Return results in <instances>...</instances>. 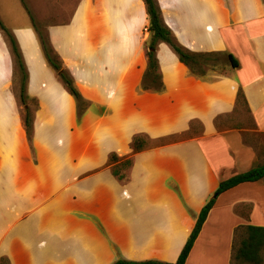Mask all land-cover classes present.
<instances>
[{"label":"crops","instance_id":"1","mask_svg":"<svg viewBox=\"0 0 264 264\" xmlns=\"http://www.w3.org/2000/svg\"><path fill=\"white\" fill-rule=\"evenodd\" d=\"M162 2L168 9L167 25L186 46L194 45L193 52L231 54L239 66L199 77L160 44L163 92L143 91L142 71L132 101L118 94L105 102L107 114L75 133L78 145L69 141L50 149L51 162L36 150L38 162L21 168L10 165L9 170L24 174L19 187L13 178L3 183L11 198L5 194V205L11 206L18 196L26 209L18 221L0 230V261L113 264L125 259L174 264L220 183L264 164V146L248 144L243 130L219 131L215 125L219 116L235 113L242 88L255 120L253 132L264 136V0ZM180 13L189 20L191 42L178 25ZM164 49L173 61L165 62ZM141 50L136 44L135 57ZM107 71L104 68L102 80L112 75ZM4 104L9 106L8 101ZM3 116V132L10 141L11 111ZM194 121L203 126L198 137L133 153L134 136L146 134L155 140L180 134L188 132ZM112 153L134 160L124 181L108 165ZM167 153H174V158ZM245 226L264 227V179L217 199L187 264H193L194 257L200 264L207 260L232 264L237 232Z\"/></svg>","mask_w":264,"mask_h":264},{"label":"rangeland","instance_id":"2","mask_svg":"<svg viewBox=\"0 0 264 264\" xmlns=\"http://www.w3.org/2000/svg\"><path fill=\"white\" fill-rule=\"evenodd\" d=\"M157 2L167 25V5L162 0ZM32 18L40 30L47 33L52 47L74 77L84 98L92 103L91 109L82 119L77 118L75 99L44 58ZM178 20L186 41L194 40L189 20L181 13ZM0 21L17 37L30 75L28 94L35 99V102L29 101L33 118L32 136L29 138L24 124L25 108L18 97L16 64L10 43L0 26V230L4 232L11 222L19 220L20 213L26 209V204H22L18 196L16 200H11V206L5 205V194L7 199L11 198L10 191L7 192L3 183L13 178L19 187V178L23 173L20 169L9 170V166L16 164L21 168L30 162H38L36 150L48 157L50 149L61 148L69 141L78 145L75 133L77 135L94 123L96 118L105 116L107 109L104 103L113 101L118 94L130 103L135 84L142 80L141 73L147 69L146 42L149 33L144 0H0ZM170 29L179 44L193 52L191 47L194 45L186 46L183 37L179 38ZM136 44L142 50L135 57ZM161 49L159 45L157 52ZM219 54L220 60L210 62V67L215 65L219 73H226L228 66H231L228 54ZM162 56L166 63L174 60L167 49L163 50ZM135 66L139 67V73ZM104 68L112 72L108 80L100 78V75H105ZM207 70L209 72L212 69ZM102 81L109 84L100 85ZM6 100L9 106L4 104ZM5 109L8 113L11 111L13 117L12 131L7 135L11 136L10 141L5 138L6 132H3ZM233 124L242 126L248 144L257 149L264 146V136L253 132V123L244 107L234 114ZM198 131L201 133L195 137L203 133L201 128ZM159 139L150 144L151 148L159 147ZM167 155L174 158V153ZM46 161L51 162V156ZM193 264H200L195 257ZM202 264L217 263L207 260ZM218 264L224 263L218 260Z\"/></svg>","mask_w":264,"mask_h":264},{"label":"trees","instance_id":"3","mask_svg":"<svg viewBox=\"0 0 264 264\" xmlns=\"http://www.w3.org/2000/svg\"><path fill=\"white\" fill-rule=\"evenodd\" d=\"M24 2V0H21ZM147 11V23L149 39L146 42V56H147V69L142 79V90L145 92L161 93L165 90V84L163 81V74L161 71L160 61L157 55V48L160 44H166L173 53L177 56L179 61L184 64L189 70L199 77L206 76L209 68L216 70L215 65L210 67V62L219 61V53H195L191 52L182 45L179 44L173 31L165 24L162 17L161 8L158 5L157 0H144ZM32 25L37 34L42 53L48 64V66L56 73L59 80L63 84L68 93L75 99L77 108V118L82 119L83 116L92 107V103L86 100L79 90L76 81L68 68L64 66L63 60L59 54L52 47L51 41L46 32L41 31L39 25L32 18ZM0 26L5 32V35L10 43V47L13 53L14 61L17 68L19 91L18 97L21 104L25 108L24 124L28 137L32 136L33 130V118L30 110L29 101L35 99L31 98L28 94V85L30 80L29 71L20 47L16 35L10 31L1 21ZM229 62L233 68L239 66L236 58L229 54ZM240 107H244L249 114L253 123L254 129L256 124L254 117L249 108V104L246 95L242 88L239 89L237 94V108L235 113L240 110ZM233 115L219 116L215 123L216 127L222 129H243L242 126L233 124ZM198 128L203 130V126L200 122L194 121L191 123V129L187 133L171 135L166 138L157 140L159 147L179 143L194 138L199 134ZM201 133V132H200ZM148 135L138 134L133 137L131 147L133 153H141L147 149H150V144L153 142ZM108 165L112 169L113 175L124 181L127 179L131 168L134 165L133 158L122 159L116 153H112L109 156ZM264 179V164L246 172L236 175L226 181L220 183L214 196L203 207L196 225L181 252L178 261L174 264H187L189 256L195 246L197 239L199 238L202 229L207 222V219L213 210L217 199L224 193L237 188L240 185L247 183H257ZM237 239L233 247L232 264H264V227L258 226H245L239 228L237 232ZM239 240V242H238ZM0 264H11L8 258H2ZM113 264H172L165 263L157 260L147 261H129L120 259Z\"/></svg>","mask_w":264,"mask_h":264}]
</instances>
